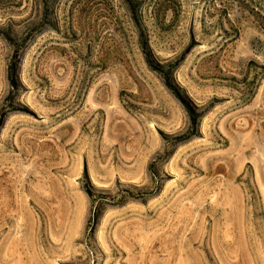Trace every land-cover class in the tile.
<instances>
[{
  "label": "rangeland",
  "instance_id": "rangeland-1",
  "mask_svg": "<svg viewBox=\"0 0 264 264\" xmlns=\"http://www.w3.org/2000/svg\"><path fill=\"white\" fill-rule=\"evenodd\" d=\"M0 264H264V0H0Z\"/></svg>",
  "mask_w": 264,
  "mask_h": 264
},
{
  "label": "trees",
  "instance_id": "trees-1",
  "mask_svg": "<svg viewBox=\"0 0 264 264\" xmlns=\"http://www.w3.org/2000/svg\"><path fill=\"white\" fill-rule=\"evenodd\" d=\"M141 49H142V53L146 59V62L147 64L150 66V68L153 69L152 65H151V59H152V53L150 51V48L148 46V44H146V42H142V45H141ZM155 70V69H153ZM11 83L12 85L14 84L12 78H11ZM166 85L168 87V89L170 90V92L174 95V97L182 104V106L184 107L190 121H191V125L192 127H196L197 126V123H198V118L199 116L196 114V112L192 109V107L189 105V103L180 95V93H178L174 87L167 83L166 81ZM192 136H194V133L193 134H190L188 138H191ZM87 194L88 196H91L90 195V192L87 191Z\"/></svg>",
  "mask_w": 264,
  "mask_h": 264
}]
</instances>
